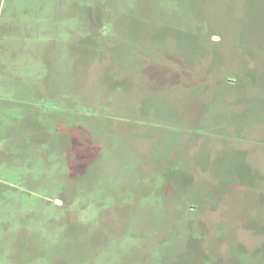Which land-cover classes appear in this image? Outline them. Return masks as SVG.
Masks as SVG:
<instances>
[{"label":"rangeland","instance_id":"rangeland-1","mask_svg":"<svg viewBox=\"0 0 264 264\" xmlns=\"http://www.w3.org/2000/svg\"><path fill=\"white\" fill-rule=\"evenodd\" d=\"M0 264H264V0H0Z\"/></svg>","mask_w":264,"mask_h":264}]
</instances>
